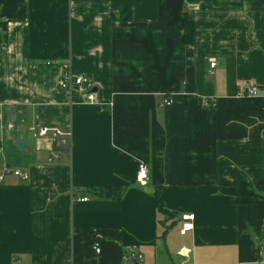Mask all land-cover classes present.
I'll return each instance as SVG.
<instances>
[{"label": "crops", "instance_id": "crops-1", "mask_svg": "<svg viewBox=\"0 0 264 264\" xmlns=\"http://www.w3.org/2000/svg\"><path fill=\"white\" fill-rule=\"evenodd\" d=\"M263 52L264 0H0V264H264Z\"/></svg>", "mask_w": 264, "mask_h": 264}, {"label": "built area", "instance_id": "built-area-1", "mask_svg": "<svg viewBox=\"0 0 264 264\" xmlns=\"http://www.w3.org/2000/svg\"><path fill=\"white\" fill-rule=\"evenodd\" d=\"M215 65V61L211 59L209 66L210 68H213ZM82 84H89V81L86 77L82 75H75L72 72L68 70L67 66H64V71L62 73V78H61V88L63 90L64 96L68 97L70 94V91L74 86H79ZM85 102L86 104H97L94 98V93L92 92L91 89H88L85 91ZM245 94L246 95H256L257 94V88L254 85H250L245 89ZM264 97V92L263 95ZM171 103V98L170 96H165L163 98V105H168ZM210 103L207 101V99L202 100V105L208 106ZM15 127L14 123L12 121L8 122L6 124L7 129H13ZM29 131L31 132L32 136L34 138L37 137H43V136H50L52 141H53V149L52 153L49 157V160H54L58 157L59 155V142L60 140L68 136L69 133H65L62 130H60L57 127H47V126H41V127H34L30 126ZM8 175L11 174L15 177H20L22 179H28V172L26 170H21V169H13L8 166L3 167L2 174L0 175V181L3 179V175ZM136 179L137 181L141 183H145L149 180V174H148V169L146 166V163L143 161H139L137 164V169H136ZM81 201H86L87 198L83 197L80 199ZM194 215L192 213H182L180 215V221L181 225L179 227L178 233L180 235H184L188 230L192 229V220H193ZM94 251L96 253L100 252L99 247L95 246ZM125 257L129 260H131L133 263L138 264L139 261L142 260V254L139 253L137 248L135 246H131Z\"/></svg>", "mask_w": 264, "mask_h": 264}, {"label": "trees", "instance_id": "trees-1", "mask_svg": "<svg viewBox=\"0 0 264 264\" xmlns=\"http://www.w3.org/2000/svg\"><path fill=\"white\" fill-rule=\"evenodd\" d=\"M119 14L120 15L116 17L119 20H127L130 18V12L127 9L120 11ZM193 33H194L193 23L191 21H185L183 24V40L186 45H191L193 43V40H194ZM263 64H264V54H263ZM65 137H63L60 140L58 149L66 148L67 141ZM95 190L97 191L98 196H101L104 198L115 199V200L119 199L122 196V192H123L122 188L120 189L118 187H102V188H95ZM159 192H160L159 188H157L154 192L155 205L157 209L166 211V209L162 205V201L159 198ZM257 197L264 198L263 195L253 193L248 198L240 202H251Z\"/></svg>", "mask_w": 264, "mask_h": 264}, {"label": "water", "instance_id": "water-1", "mask_svg": "<svg viewBox=\"0 0 264 264\" xmlns=\"http://www.w3.org/2000/svg\"><path fill=\"white\" fill-rule=\"evenodd\" d=\"M17 149L23 150L24 149V133L21 130H16V137L13 142Z\"/></svg>", "mask_w": 264, "mask_h": 264}]
</instances>
